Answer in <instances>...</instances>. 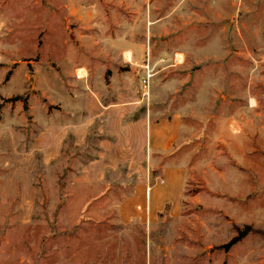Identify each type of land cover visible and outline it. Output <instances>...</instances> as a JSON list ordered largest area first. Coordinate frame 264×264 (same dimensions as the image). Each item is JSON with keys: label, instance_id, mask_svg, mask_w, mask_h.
<instances>
[{"label": "rangeland", "instance_id": "1", "mask_svg": "<svg viewBox=\"0 0 264 264\" xmlns=\"http://www.w3.org/2000/svg\"><path fill=\"white\" fill-rule=\"evenodd\" d=\"M114 87L182 115L177 219L119 224L96 186L70 112ZM0 264H264V0H0Z\"/></svg>", "mask_w": 264, "mask_h": 264}, {"label": "crops", "instance_id": "2", "mask_svg": "<svg viewBox=\"0 0 264 264\" xmlns=\"http://www.w3.org/2000/svg\"><path fill=\"white\" fill-rule=\"evenodd\" d=\"M108 91L111 94L107 100H88L69 112L77 120L81 118L78 123L94 125L101 132L97 135L105 136L98 139L96 146L100 151L92 164L96 162V172L99 171L96 186H110L113 176L121 180L115 186L124 190L116 202V221L150 227L160 218L181 217L192 162L180 152L189 139L180 111H158L152 98L148 102L151 105L143 108L136 96L134 100H124L116 97V87ZM130 117L134 118L131 122ZM44 135L47 139L50 136L48 126L44 127ZM48 156L45 151L44 157ZM192 200L196 202V198Z\"/></svg>", "mask_w": 264, "mask_h": 264}, {"label": "trees", "instance_id": "3", "mask_svg": "<svg viewBox=\"0 0 264 264\" xmlns=\"http://www.w3.org/2000/svg\"><path fill=\"white\" fill-rule=\"evenodd\" d=\"M18 97H16L17 99ZM236 235L231 239V241L225 245L224 248H230L232 245L236 244L237 242H239L241 239H243L248 233V231L250 230L249 227H246L244 231L236 228Z\"/></svg>", "mask_w": 264, "mask_h": 264}, {"label": "built area", "instance_id": "4", "mask_svg": "<svg viewBox=\"0 0 264 264\" xmlns=\"http://www.w3.org/2000/svg\"><path fill=\"white\" fill-rule=\"evenodd\" d=\"M143 88H147L145 81H143Z\"/></svg>", "mask_w": 264, "mask_h": 264}, {"label": "bare ground", "instance_id": "5", "mask_svg": "<svg viewBox=\"0 0 264 264\" xmlns=\"http://www.w3.org/2000/svg\"><path fill=\"white\" fill-rule=\"evenodd\" d=\"M179 57H180V56H179ZM179 57H177V60L179 59ZM82 73H83V71L80 70L78 74H82Z\"/></svg>", "mask_w": 264, "mask_h": 264}]
</instances>
